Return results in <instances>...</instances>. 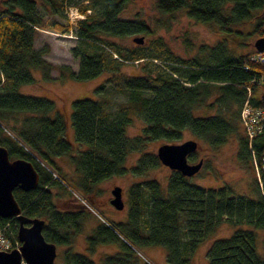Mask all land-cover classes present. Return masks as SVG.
I'll use <instances>...</instances> for the list:
<instances>
[{
  "label": "trees",
  "instance_id": "16d2710c",
  "mask_svg": "<svg viewBox=\"0 0 264 264\" xmlns=\"http://www.w3.org/2000/svg\"><path fill=\"white\" fill-rule=\"evenodd\" d=\"M45 1L51 5L52 14L63 8L64 0ZM126 1L99 0L98 11L92 5H81L78 10L84 18L74 25L54 26L60 33L71 32L76 38L70 53L78 61L77 71L60 67V78L84 81L106 72L110 77L105 82L124 80L120 91H116L125 92L126 100L117 108L108 105L111 90L106 83L94 88L96 97L101 98L72 102L71 141L66 135L65 120L52 101L18 93L22 85L34 83L32 69H38L44 81L53 79L52 65L43 58L46 51L33 46L42 28L35 0H0V145L7 149L10 159L27 160L38 173L35 189L23 191L16 187L13 196L26 218L44 220L45 241L66 247L61 264L96 263L71 250L89 212L72 197L73 200L55 203L53 188L65 193L69 187L74 188L93 201L100 182L127 172L143 176L161 166L154 153L143 151L144 146L159 139L174 142L184 129L211 148L234 134L237 165L253 173L251 194H238L227 185L199 187L171 170L165 191L152 178L135 182L128 189L126 221L98 220L91 235L85 237L88 250L100 244L117 245L118 250L104 256L101 264H148L143 260V248L160 246L168 264H189L198 244L221 222L249 224L264 231V171H260V185L251 153L260 164L264 126L249 141L245 131L241 132L239 117L247 99L252 107L264 108L258 95L264 88V61L255 59L257 53L251 45L264 36V0H156L159 12L183 10L196 22L215 24L223 36L222 42L206 48L204 56L185 62L175 59L161 40L152 41L151 47L141 44L131 49L109 41L110 37L149 33L139 20L119 17ZM88 9L91 13H87ZM229 43L248 46L250 50H229ZM134 62H143L140 75L120 74L124 64ZM210 97L212 101L207 102ZM200 107L215 113L194 115L193 111ZM21 113L28 116L20 124L10 125ZM130 115L144 120L139 136L125 133ZM130 152L141 154L127 169L124 164ZM194 155L189 154L187 160ZM62 157H67L73 167L68 179L57 166L56 159ZM4 224L10 226L16 238L17 220L0 218V226ZM256 242L253 231L238 229L230 237L212 243L206 253L208 264H264Z\"/></svg>",
  "mask_w": 264,
  "mask_h": 264
},
{
  "label": "rangeland",
  "instance_id": "374dc122",
  "mask_svg": "<svg viewBox=\"0 0 264 264\" xmlns=\"http://www.w3.org/2000/svg\"><path fill=\"white\" fill-rule=\"evenodd\" d=\"M36 10L38 16L41 18V29L34 40V49H42L45 52L43 58L52 65L50 70V76L53 78L51 81H44L41 77V72L38 69H32L31 74L34 78V83L22 85L18 89V93L27 96L46 98L54 103L56 112L62 115L65 120L67 129L66 135L74 141L73 129L71 126V111L72 102L77 99L92 98L99 99L100 96L95 95L94 88L101 83H106L108 89L111 90L109 97L106 99L111 109L117 108L121 102L126 100L124 93L118 92L122 88L121 82L111 80V82H105L110 74L103 72L95 78L84 81H75L70 78H60V67H69L72 72H76L78 68V61L74 59L70 53V48L75 45V36L71 32L60 33L54 26L58 25L64 27L70 22L68 13L70 10H76L79 13V6L89 4L95 7L98 11L99 5L96 2L99 0H64L63 8L56 14H52L53 10L51 5L45 0H35ZM156 0H127L122 8L119 17L125 20H139L142 22L149 33H132L125 37H110L109 41L124 47L125 49H131L137 44L132 42L134 36H143V44L151 47V42L154 40H161L167 49L172 53L173 57L181 62L192 61L194 58L204 56L206 48L214 47L219 42L223 41V36L220 35L218 28L215 24H205L196 22L187 17L185 11L178 10L171 13H161L156 9ZM91 9L87 10V13ZM75 20V19H74ZM73 20V25L75 24ZM71 23V22H70ZM72 25V26H73ZM252 23L249 24L248 29L252 27ZM229 50H250L248 46L238 47L235 44H227ZM163 52V50H162ZM143 65L141 63L124 64L121 67L120 74L123 76H136L140 75V68ZM60 78V79H59ZM118 90V91H116ZM123 92V90H122ZM261 90L258 91V95ZM250 93V91H249ZM213 97H210L207 102H211ZM207 102L205 103L207 105ZM204 108V109H200ZM193 111L194 115H213L215 111L209 110L205 107H200ZM28 114L15 115L14 124L18 125ZM54 116V115H53ZM52 116V117H53ZM129 123L126 126L125 133L129 137L141 135L144 127V120L141 116L130 115ZM20 124V123H19ZM9 127V126H8ZM10 128V127H9ZM244 128L241 126V132H244ZM180 135V138L174 142L165 140H153L147 142L143 151L146 153H156L158 146L164 143H180L184 140L192 139L196 140L199 148L194 153L192 160H188V163H196L199 159L203 160L201 169L197 174L189 178V182L193 185L203 188H218L224 185L229 186L238 194L250 195L251 184L253 183V173L250 170L242 169L237 165L236 153H237V141L234 134L228 135L226 141L217 146L211 148L201 140L197 139L192 133L184 129ZM140 152H130L127 154L124 167L129 169L133 166ZM57 166L64 173V177H68L73 174V167L69 163L67 157L57 158ZM170 169L161 165L153 170H150L143 176H134L130 173L124 175L112 176L106 179L95 187L96 197L94 200L89 201L94 206V214H88L87 220L84 222L83 229L79 235H77L71 244V250L76 253L86 255L92 259L96 264H101V259L106 255H113L117 250V245H95L94 250H88V242L86 235H91L92 227L98 222V214L104 215L107 219H111L116 222H125L127 219V195L128 189L131 184L145 179H155L161 186V189L165 191L167 185V177ZM261 181V180H260ZM262 183V182H261ZM114 186H119L122 189V200L124 201L123 209L117 210L109 203V199L112 197L110 190ZM74 189V188H73ZM70 192L69 190H67ZM67 192V193H68ZM55 196V203L72 199L70 195L65 193L60 188H53ZM73 200V199H72ZM74 201V200H73ZM75 202V201H74ZM87 211V209H85ZM97 217V218H96ZM10 229V226H7ZM250 230L257 236L256 250L261 258H264V231L260 229H254L249 224H241L238 226L230 225L227 222H221L215 228V230L201 243L198 244L195 252L190 260L189 264H208L207 250L215 240L225 239L232 235L236 230ZM11 237V235L9 234ZM66 247L56 246L55 264L62 263V251ZM147 248H152L156 251L160 248L164 253L163 264H168L166 261V254L164 248L160 246H148L144 247L142 252ZM162 248V249H161ZM145 254V253H144Z\"/></svg>",
  "mask_w": 264,
  "mask_h": 264
},
{
  "label": "water",
  "instance_id": "95a60500",
  "mask_svg": "<svg viewBox=\"0 0 264 264\" xmlns=\"http://www.w3.org/2000/svg\"><path fill=\"white\" fill-rule=\"evenodd\" d=\"M132 42L141 45L144 37L134 36ZM251 45L256 53H264V36L255 39ZM259 99L264 107V88ZM198 148L196 140L188 139L180 143L161 144L155 155L161 165L190 178L199 172L203 161L199 159L190 164L187 156ZM38 180V173L31 162L20 158L10 159L7 149L0 145V218L17 220L16 237L20 243L18 248L0 251V264H55L56 246L45 241L42 235L44 220L26 218L13 196L16 187L30 191L37 187ZM110 193V205L117 210L123 209L121 187L114 186Z\"/></svg>",
  "mask_w": 264,
  "mask_h": 264
},
{
  "label": "built area",
  "instance_id": "2783aa9c",
  "mask_svg": "<svg viewBox=\"0 0 264 264\" xmlns=\"http://www.w3.org/2000/svg\"><path fill=\"white\" fill-rule=\"evenodd\" d=\"M82 15H79L76 10L72 11L70 10L68 13V18L70 19V22L73 23L74 19L82 18ZM75 21V20H74ZM255 59L258 61L263 62L264 61V53H259L257 56H255ZM246 90L249 94V88L246 87ZM240 122L244 128V131L248 137V140L250 141L253 135L260 131L264 126V108L261 107H252L248 103V99L243 103L240 113ZM252 153V165H253V171L254 174L260 183V171H264V150L260 154V164L257 162L254 152ZM56 177V175H54ZM71 194V197L74 199L76 203L79 205H82L83 208L87 209L89 212L94 214V207L75 189L68 188ZM95 215V214H94ZM97 217L99 220H101L103 223H106L105 218L98 214ZM8 224H4L3 226H0V251H9L11 249H15L19 247V242L16 238L11 234L10 229H8ZM9 234L11 237H9ZM21 264H25L22 262Z\"/></svg>",
  "mask_w": 264,
  "mask_h": 264
},
{
  "label": "crops",
  "instance_id": "0c3cea01",
  "mask_svg": "<svg viewBox=\"0 0 264 264\" xmlns=\"http://www.w3.org/2000/svg\"><path fill=\"white\" fill-rule=\"evenodd\" d=\"M154 251H156V250H154L152 248H147L144 251L145 254L144 253L143 254H144L145 258L147 260H149L152 264H163L164 253L162 252V250H160V248H159L156 253H153Z\"/></svg>",
  "mask_w": 264,
  "mask_h": 264
}]
</instances>
